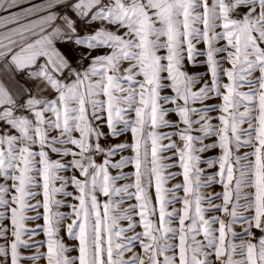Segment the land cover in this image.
I'll list each match as a JSON object with an SVG mask.
<instances>
[{
  "label": "snow or ice",
  "instance_id": "1",
  "mask_svg": "<svg viewBox=\"0 0 264 264\" xmlns=\"http://www.w3.org/2000/svg\"><path fill=\"white\" fill-rule=\"evenodd\" d=\"M0 264H264V0H0Z\"/></svg>",
  "mask_w": 264,
  "mask_h": 264
}]
</instances>
